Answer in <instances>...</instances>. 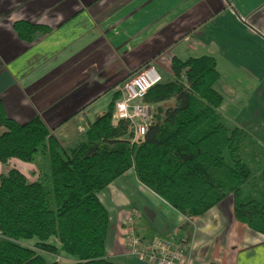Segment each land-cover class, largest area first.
I'll return each mask as SVG.
<instances>
[{
	"label": "crops",
	"instance_id": "0c3cea01",
	"mask_svg": "<svg viewBox=\"0 0 264 264\" xmlns=\"http://www.w3.org/2000/svg\"><path fill=\"white\" fill-rule=\"evenodd\" d=\"M19 20L50 31L24 42L13 29ZM200 56L216 61L224 119L264 144V0H0V99L9 117L22 123L39 115L64 143L104 113V96L86 103L94 89L146 63L170 72L173 57ZM24 164L10 158L0 174ZM99 198L112 229L107 256L116 264H141L121 239L132 210L141 237L174 242L190 262L264 264V236L234 219L232 198L185 217L131 169Z\"/></svg>",
	"mask_w": 264,
	"mask_h": 264
},
{
	"label": "trees",
	"instance_id": "16d2710c",
	"mask_svg": "<svg viewBox=\"0 0 264 264\" xmlns=\"http://www.w3.org/2000/svg\"><path fill=\"white\" fill-rule=\"evenodd\" d=\"M13 29L28 43L50 31L24 20ZM169 69L170 78L143 98L152 120L134 140L129 121L111 122L117 93L68 144L39 115L12 119L0 99V164L15 158L37 168L33 181L14 168L0 174V264H57L17 244L35 239L38 250L55 255L50 238L73 264H116L106 252L110 219L99 194L130 169L185 217L232 198L234 219L264 236V144L222 116L214 57H173Z\"/></svg>",
	"mask_w": 264,
	"mask_h": 264
},
{
	"label": "built area",
	"instance_id": "2783aa9c",
	"mask_svg": "<svg viewBox=\"0 0 264 264\" xmlns=\"http://www.w3.org/2000/svg\"><path fill=\"white\" fill-rule=\"evenodd\" d=\"M161 82L155 66L148 63L134 72L125 82L121 96L115 103L111 122L129 121L133 127V140L144 135L152 120L151 107L143 102L150 88ZM139 213L128 212L122 224V238L127 253L141 264H196L186 259L184 249L174 242L155 236L150 240L136 231Z\"/></svg>",
	"mask_w": 264,
	"mask_h": 264
},
{
	"label": "rangeland",
	"instance_id": "374dc122",
	"mask_svg": "<svg viewBox=\"0 0 264 264\" xmlns=\"http://www.w3.org/2000/svg\"><path fill=\"white\" fill-rule=\"evenodd\" d=\"M110 21H115V20H110ZM101 26V25H100ZM105 25L103 24L102 25V28L104 27ZM152 64V63H151ZM153 65V64H152ZM139 69V68H138ZM137 69V70H138ZM157 70V69H156ZM135 71L131 72V73H128V74H125V76L122 78V79H118V80H115L114 82H109L108 84L106 85H103L102 88H96L93 90V96L92 98H90L86 103H88V105H91L94 100H97L98 98H101L102 96L103 99H102V103H100V107H102L104 109V111L108 108V104L109 102L111 101V97L113 94H116L117 93V97L116 99L114 100L113 102V105H112V108L114 106L115 108V103L117 102L118 100V97L120 98L121 96V90H123V85L125 84V82L134 74ZM158 73L160 74L161 76V80H165V79H169L170 76H171V72L169 71H163L161 72L160 70H158ZM115 98V96H114ZM85 106V104H84ZM83 106V107H84ZM89 107V106H88ZM114 110V109H113ZM153 110V108H152ZM93 121V120H92ZM88 122V123H87ZM87 126L89 128V125L91 122L87 121ZM58 124H61L63 123L62 121L60 122H57ZM56 123V124H57ZM59 126V125H58ZM87 128V129H88ZM86 129V128H85ZM86 129V130H87ZM2 131V129H0V132ZM79 134H75L72 138L70 139H67V141L69 142H62L64 144H68L70 143L73 139H75ZM19 171L24 174L26 176V178L29 180V181H33L35 178H36V173H37V168L33 165V164H24V165H21L19 167ZM111 212V210H110ZM129 212H135L138 214L137 211L135 210H132V211H129ZM122 229V228H121ZM137 231V230H136ZM111 233H112V229L111 227L109 228L108 230V236H107V241H106V247L108 246V240H109V235L111 236ZM121 239H122V243L123 245H125V241L124 239L122 238V232H121ZM36 240L33 239V240H19L17 241V244H19L20 246L22 247H26V248H29L31 250H33L35 253H37L38 255H40L41 258H43L46 262L48 263H52V262H56L57 264H73L76 262V259H70V256L65 254L62 250H61V246L60 244L58 243V241L55 239V238H51V241L49 242L51 245L55 246V248L57 249V253L55 255L53 254H50V253H46V252H43V251H40L38 250L36 247H35V244H36ZM125 247V246H124ZM127 251V250H126Z\"/></svg>",
	"mask_w": 264,
	"mask_h": 264
}]
</instances>
